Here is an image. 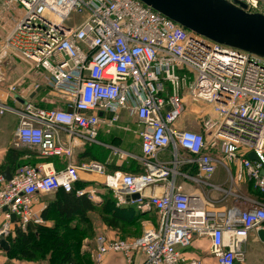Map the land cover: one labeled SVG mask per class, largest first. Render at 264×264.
I'll return each mask as SVG.
<instances>
[{
  "label": "built area",
  "instance_id": "1",
  "mask_svg": "<svg viewBox=\"0 0 264 264\" xmlns=\"http://www.w3.org/2000/svg\"><path fill=\"white\" fill-rule=\"evenodd\" d=\"M228 1L264 15V0ZM4 62L23 67L8 84L15 103L0 99V115L19 119L15 146L67 163H24L10 180L0 173V234L13 215L23 231L43 223L41 195L63 189L97 203L102 186L117 207L151 217L136 238L98 234L94 264L110 254L126 264H206L190 256L206 240L216 264H244L252 232L264 230V200L242 188L250 180L264 191V57L192 32L141 0H0L1 84ZM28 74L65 107L19 101ZM187 109L197 128L181 125ZM115 131L136 135L140 153L100 137ZM93 145L109 149L110 160L74 162ZM132 161L141 170L121 168Z\"/></svg>",
  "mask_w": 264,
  "mask_h": 264
},
{
  "label": "trees",
  "instance_id": "2",
  "mask_svg": "<svg viewBox=\"0 0 264 264\" xmlns=\"http://www.w3.org/2000/svg\"><path fill=\"white\" fill-rule=\"evenodd\" d=\"M115 139L118 140L117 137ZM89 147L85 149V155L90 156L91 159L104 160L105 151L95 147L89 149ZM25 154L38 156L39 152L13 147L9 149L5 163L17 169L24 164L22 158ZM111 168H116L114 162ZM121 168L136 172L141 170L136 161L130 162L128 167ZM84 185L81 183V186ZM243 190L246 194L264 200V191L256 188L253 181H246ZM99 194L102 197L100 203L92 201L86 195L78 196L74 192L68 193L63 189L45 195L46 207L41 213L45 222L32 223L26 231L20 229L17 221L12 222L7 234L10 251L2 253L3 260L0 264H81L78 255L84 240L91 238V235H95L97 231H99L97 235L106 234L102 228L97 230V224L92 217L95 211L100 212L99 223L110 231H115L116 234H119L117 231L126 230L129 227H141L142 220L151 217L142 213L136 206L117 207L112 192L102 186H99ZM49 221L53 224H46ZM116 234L106 235L110 238L122 237ZM84 261L86 263L85 259Z\"/></svg>",
  "mask_w": 264,
  "mask_h": 264
},
{
  "label": "crops",
  "instance_id": "3",
  "mask_svg": "<svg viewBox=\"0 0 264 264\" xmlns=\"http://www.w3.org/2000/svg\"><path fill=\"white\" fill-rule=\"evenodd\" d=\"M16 68H11L9 67V65H7L6 62H4V68L5 71L7 72V81L3 84L0 83V99L4 100V102H8L10 104H14V95L10 94L8 91V84L13 82L15 80V78L17 76L20 75L21 72H23V67L20 64H15ZM37 77L34 74H28L26 75L19 88H18V92H17V99L21 102H23L24 100L22 99L24 98H29L30 100H32L35 104L46 107V108H52V107H57V108H63L65 107V102L62 98H60V96L53 92L51 89L47 88L46 86H40L38 88H36L35 83ZM32 95H34V97H32ZM10 96V97H9ZM8 98V99H7ZM6 114H11V113H6ZM5 115V114H3ZM14 115V114H13ZM16 116V115H15ZM124 121H126V117H124ZM132 123V122H129ZM196 127V126H195ZM197 128V127H196ZM6 131V126L3 127L1 121H0V173L4 172V170L7 167H10V171L11 173H15L16 168L13 169L10 165L6 164L5 160H6V156L7 153L9 151V149L11 148H17V149H30L29 147H16L15 146V139H16V133H14V135H10L9 138L7 140H3V142L1 141V133H5ZM101 139L103 141H106L107 143H111L113 145H116L122 149L125 150H129L135 153H140L141 149H140V139L132 134L131 132H123V131H115V133L113 135H106L105 133L101 134ZM115 137L118 138L115 139ZM91 147H95V148H99L102 151L106 152V157L104 158V160L102 161H109L110 160V150L101 146V145H93L90 146L89 149ZM138 149V150H137ZM36 150V149H33ZM37 151V150H36ZM85 150L83 151H78L77 155L74 157V162L76 163H80L82 161H86L89 160L91 158H89L90 156L85 155ZM24 163H31L33 165L38 164V163H51L53 162V166L56 169H61L64 168L66 165V161L63 159H44L42 158L40 155H36L33 156L31 154H25L24 157L22 158ZM112 166V163L110 165V169ZM129 165L125 164L123 165V167H128ZM82 177L86 180H97V181H102V177L98 176V175H91V174H83ZM224 178V174L223 171L220 170L219 174L215 177V179L217 181L223 180ZM242 188H244V186H242ZM46 196L45 195H41L39 201L36 203V208L38 210H41L43 207H46ZM101 202V201H100ZM97 202V203H100ZM45 222V221H44ZM4 223V216L3 213H0V229L2 228V225ZM46 224L48 225H52L53 222H47ZM106 234L110 235V236H114L116 233L115 231H110L109 229H107L105 226L102 229ZM88 240V239H87ZM92 240V239H90ZM87 242L86 241V246H87ZM92 243V242H91ZM89 243L90 246L92 245L94 247V250L96 249V242L94 243ZM206 245V247L204 246ZM205 248V249H202ZM208 249H209V244H205L204 241H195L194 246L192 248H190V256H195L196 253L198 254L199 251H202L203 253H206L204 256V260L206 264H216L215 259L208 254ZM86 253L87 250L83 249ZM93 250V251H94ZM201 252V253H202ZM5 253L4 251H0V261L3 260V254ZM103 264H126L125 260L123 259V257H121L119 254H110L106 257V259L104 260ZM244 264H264V240L261 239L260 235L258 232H252L251 236H250V243L248 245V251H247V255H246V260L244 262Z\"/></svg>",
  "mask_w": 264,
  "mask_h": 264
},
{
  "label": "water",
  "instance_id": "4",
  "mask_svg": "<svg viewBox=\"0 0 264 264\" xmlns=\"http://www.w3.org/2000/svg\"><path fill=\"white\" fill-rule=\"evenodd\" d=\"M141 1L192 32L219 44L264 57V15L249 13L244 3L238 2V6L228 0ZM250 158L256 159V156L251 153ZM3 173L8 180L12 178L10 167ZM132 198H139V194L132 195ZM13 220H16L15 215ZM258 233L264 240V230ZM0 249L5 253L10 251L5 232L0 234Z\"/></svg>",
  "mask_w": 264,
  "mask_h": 264
},
{
  "label": "rangeland",
  "instance_id": "5",
  "mask_svg": "<svg viewBox=\"0 0 264 264\" xmlns=\"http://www.w3.org/2000/svg\"><path fill=\"white\" fill-rule=\"evenodd\" d=\"M71 23L72 22H70V21L68 22L69 25H71ZM195 119H197V115H195L190 109H187L184 122L181 125L184 127L190 128V129L196 128V127H193V125H192L194 122L193 120H195ZM0 121L3 125V127L6 126L5 133H1V141L3 142V140H7L11 134L14 135V133L17 132V129L19 127V119L17 116H15L13 114H5V115H0ZM219 172H220V170H218L216 176L219 174ZM99 213H100L99 211H95L92 214L94 223L97 224L96 225L97 230H99V228L103 229V227H104L103 225H101L99 223ZM142 229H143L142 225H141V227H138V226L129 227L126 230L122 229V230L117 231L119 234H116V236H119V237L122 236L121 238H125V239L136 238L142 234ZM98 232L99 231H97V233ZM97 233H95V235H93V236L91 235V238H88V240L86 239L88 242H87V246L85 245V249L87 250L88 253H86L83 250V246L85 243V242H83V245H82L81 250H80L79 255H78L81 264H86V263L87 264H94L93 256H92L94 247L92 245L90 246L89 243L96 242ZM90 239H92V240H90ZM204 242L207 245L209 243L208 240H206ZM204 246L206 247V245H204ZM202 249H205V248H202ZM201 252L202 251H199L198 254L196 253L195 257L203 259L206 253H203V252L201 253ZM84 259L86 260V263H85Z\"/></svg>",
  "mask_w": 264,
  "mask_h": 264
}]
</instances>
